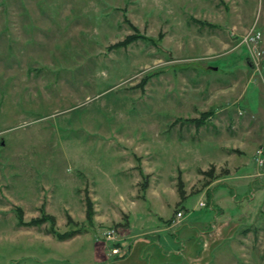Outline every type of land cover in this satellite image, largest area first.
<instances>
[{"label":"rangeland","instance_id":"obj_1","mask_svg":"<svg viewBox=\"0 0 264 264\" xmlns=\"http://www.w3.org/2000/svg\"><path fill=\"white\" fill-rule=\"evenodd\" d=\"M252 27L264 46V0H0V264H112L105 229L176 209L232 231L146 264H264Z\"/></svg>","mask_w":264,"mask_h":264},{"label":"crops","instance_id":"obj_2","mask_svg":"<svg viewBox=\"0 0 264 264\" xmlns=\"http://www.w3.org/2000/svg\"><path fill=\"white\" fill-rule=\"evenodd\" d=\"M232 176L230 175L229 177L231 178ZM187 195L189 196L191 194ZM123 200L127 202L128 206H130L132 203H136L134 199L132 200L128 197H123ZM200 200L201 199H199V201ZM220 210L221 209L219 208L218 211ZM177 211L178 210L176 209L175 216H171L167 219H163L161 215H158L160 220L154 228H146L148 226L144 225L139 228V226L131 224L129 220V222H127L125 225V232L123 231L121 233L122 235H119L120 239L118 240V245L122 249L121 254H112L111 252H109V248L102 237V241L96 239V260H98L99 262L111 260L113 261L112 264H132V262H136L138 264H146V259L144 258L145 256H147L148 258H154L155 255L160 253V250H163V248L169 249V253H173L179 256L184 255L185 257H192L194 259L197 256H202V244L205 241H217L218 239L224 238L225 236L229 235L230 230L232 231V223H229L228 221L219 222L216 227H213V230H207V235H205L203 231L199 230L198 226H193L191 225V223L188 225L187 222L182 221L184 215L183 213L181 217H177ZM94 218L95 220H97L96 215ZM99 220L102 221L103 219ZM138 220L139 219H136V221ZM175 225V236L171 234L160 235L161 231L167 230ZM143 227H145L146 229H144ZM127 240H129L130 242L127 243Z\"/></svg>","mask_w":264,"mask_h":264},{"label":"built area","instance_id":"obj_3","mask_svg":"<svg viewBox=\"0 0 264 264\" xmlns=\"http://www.w3.org/2000/svg\"><path fill=\"white\" fill-rule=\"evenodd\" d=\"M253 31H254V27H252L248 31V33H246L242 41L243 43H249L248 47H249V50L251 51V55H252L251 57L252 58L254 57L253 58L254 60L253 59L252 60L255 61V63L257 64L258 61L261 59V54L264 53V46L261 44V33L259 31L258 32H253ZM258 43H260L263 46V48L259 49L257 46ZM257 154L258 156L261 157V155L263 154V151L259 149L257 151ZM261 158H257V161H259V163L263 162L262 159L264 158L262 159ZM198 205L200 207H204V206H207V203L204 200H200L198 201ZM182 213L183 212L181 210L177 211L176 213L177 217H181ZM118 237H119L118 231L112 227H109L102 232V239L107 243H111V247L109 248V250L112 254L122 253V249L119 247V245H117V243H119L118 240L120 239Z\"/></svg>","mask_w":264,"mask_h":264},{"label":"trees","instance_id":"obj_4","mask_svg":"<svg viewBox=\"0 0 264 264\" xmlns=\"http://www.w3.org/2000/svg\"><path fill=\"white\" fill-rule=\"evenodd\" d=\"M133 37H134L133 35L129 36V37H127L126 40L130 41ZM86 209H87V219L89 220L91 215H92V210H91V207L88 205H87ZM59 237L68 238V237H72V234H64V235L59 234Z\"/></svg>","mask_w":264,"mask_h":264}]
</instances>
